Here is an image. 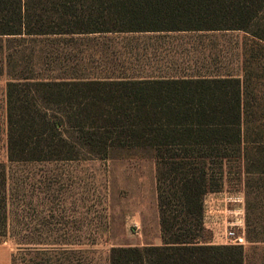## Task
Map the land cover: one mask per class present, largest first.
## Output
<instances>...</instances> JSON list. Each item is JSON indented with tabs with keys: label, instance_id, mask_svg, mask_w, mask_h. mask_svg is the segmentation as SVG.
Here are the masks:
<instances>
[{
	"label": "trees",
	"instance_id": "1",
	"mask_svg": "<svg viewBox=\"0 0 264 264\" xmlns=\"http://www.w3.org/2000/svg\"><path fill=\"white\" fill-rule=\"evenodd\" d=\"M210 30H241L264 43V0H0V37ZM5 48L0 41V75L12 61L5 63ZM53 54L32 47L27 62L23 50L21 61L30 68L10 73L9 160L104 159L118 149H148L163 243L113 247L110 264H245L243 245L209 243L205 197L223 187V151L264 173V137L248 132L249 109H264L252 79L263 81L264 74L248 71L243 80L42 76L35 67L54 62ZM7 210L8 176L0 163V242Z\"/></svg>",
	"mask_w": 264,
	"mask_h": 264
},
{
	"label": "rangeland",
	"instance_id": "2",
	"mask_svg": "<svg viewBox=\"0 0 264 264\" xmlns=\"http://www.w3.org/2000/svg\"><path fill=\"white\" fill-rule=\"evenodd\" d=\"M132 36L112 31L0 37L5 63L12 59L0 75V163L8 176L7 234L0 245L10 250L12 264H110L113 247L162 243L150 150L118 149L104 159L72 161L11 162L8 156L7 84L11 72L30 68L21 61V51L27 62L32 47L54 51V62L35 67L42 76L99 79L127 72L122 68L132 64L133 40L122 39ZM170 39L180 40L170 44L167 54L181 72L206 70L242 80L248 71L264 74V43H255L244 31L171 33ZM252 80L264 101V80ZM254 105L248 132L264 137V129H255L264 122V109ZM229 153H220L225 160L222 189L205 197V227L212 241L223 242L222 224L237 221L247 239L248 264H264V173L248 169L244 157Z\"/></svg>",
	"mask_w": 264,
	"mask_h": 264
},
{
	"label": "crops",
	"instance_id": "3",
	"mask_svg": "<svg viewBox=\"0 0 264 264\" xmlns=\"http://www.w3.org/2000/svg\"><path fill=\"white\" fill-rule=\"evenodd\" d=\"M210 31H229V30H210ZM181 32H209V31H124L122 34L135 35L132 38H124L122 40H133L131 44L134 47L132 64L125 66L122 71L125 74H116L115 76H105L99 79H123V80H184V79H211V78H227L236 76H227L221 73L213 74L206 70H199L197 73L181 72V68L171 64L167 51L170 44L175 41L171 40V33ZM110 33V32H99ZM112 33V32H111ZM117 33V32H116ZM92 34V33H88ZM84 35V34H81ZM108 51V50H107ZM204 67H202L203 69ZM115 69H119L116 65ZM98 79V77H94ZM208 225V223L206 224ZM162 240V238H161ZM209 242L210 244H225L223 242ZM163 243V242H162ZM146 244V245H162ZM248 256L245 258V264H248ZM0 264H12V256L10 250L0 245Z\"/></svg>",
	"mask_w": 264,
	"mask_h": 264
},
{
	"label": "built area",
	"instance_id": "4",
	"mask_svg": "<svg viewBox=\"0 0 264 264\" xmlns=\"http://www.w3.org/2000/svg\"><path fill=\"white\" fill-rule=\"evenodd\" d=\"M238 212L236 215H239ZM205 218H206V209H205ZM223 226V243L225 244H234V245H245L247 242L244 232H241L238 228L237 221L228 222L224 221Z\"/></svg>",
	"mask_w": 264,
	"mask_h": 264
}]
</instances>
